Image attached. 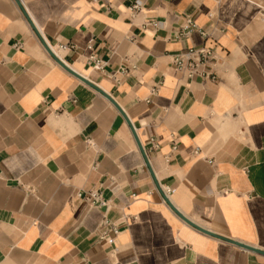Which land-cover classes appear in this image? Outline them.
<instances>
[{
    "label": "crops",
    "instance_id": "crops-1",
    "mask_svg": "<svg viewBox=\"0 0 264 264\" xmlns=\"http://www.w3.org/2000/svg\"><path fill=\"white\" fill-rule=\"evenodd\" d=\"M19 1L151 169L0 0V264H264V0Z\"/></svg>",
    "mask_w": 264,
    "mask_h": 264
},
{
    "label": "water",
    "instance_id": "water-1",
    "mask_svg": "<svg viewBox=\"0 0 264 264\" xmlns=\"http://www.w3.org/2000/svg\"><path fill=\"white\" fill-rule=\"evenodd\" d=\"M18 4V6L20 7V9L22 10L25 18L28 20L30 26L32 27V29L34 30V32L40 37V40L42 42V44L44 45V47L46 48V50L48 51V53L50 54V56L60 65L62 66L63 68H65L67 71H69L71 74H73L74 76H76L77 78H79L81 81L85 82L86 84L90 85L91 87L95 88L97 91H99L101 94H103L116 108L117 110L122 114V116L124 117V119L126 120V122L128 123V125L130 126V129L134 135V138L137 142V145H138V148L139 150L142 152L144 158H145V161H146V164L148 166V168H150V165H149V162H148V159L146 157V154L144 152V149L142 147V145L140 144L139 140H138V137L135 133V130L131 124V122L129 121L128 117L126 116V114L124 113V111L122 110V108L117 104V102L109 95L107 94L106 92H104L103 90H101L99 87H97L95 84L91 83L89 80H87L86 78L82 77L81 75H79L78 73L74 72L70 67H68L63 61H61L54 53L53 51L47 46V44L44 42V40L41 38L38 30L36 29L35 25L33 24V22L31 21V19L29 18V16L27 15V13L24 11L21 3L19 0H15ZM151 169V168H150ZM151 174L153 175L152 173V170H151ZM169 203V202H168ZM170 206L177 212V214L183 218L186 222H188L189 224H191L192 226L200 229L201 231L207 233V234H210V235H215L207 230H204L203 228H200L199 226H197L196 224L190 222L189 220H187L182 214H180L171 204ZM218 237V236H217ZM224 239V238H223ZM230 242L232 243H235L236 245L238 246H241L245 249H248V250H251V251H254V252H257L259 254H262L264 255V251L260 250V249H257V248H254L252 246H249V245H246V244H243L241 242H238V241H234V240H229Z\"/></svg>",
    "mask_w": 264,
    "mask_h": 264
},
{
    "label": "built area",
    "instance_id": "built-area-1",
    "mask_svg": "<svg viewBox=\"0 0 264 264\" xmlns=\"http://www.w3.org/2000/svg\"><path fill=\"white\" fill-rule=\"evenodd\" d=\"M212 58L210 49L205 47H190L185 49L181 54L174 56L173 63L176 68L183 70L189 78L196 76H208L201 69L202 66ZM116 232V230H115Z\"/></svg>",
    "mask_w": 264,
    "mask_h": 264
}]
</instances>
